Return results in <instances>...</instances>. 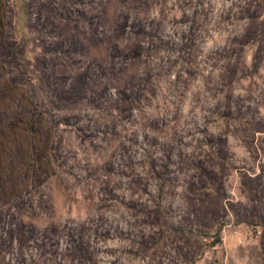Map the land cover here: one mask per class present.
<instances>
[{
    "label": "rangeland",
    "instance_id": "1",
    "mask_svg": "<svg viewBox=\"0 0 264 264\" xmlns=\"http://www.w3.org/2000/svg\"><path fill=\"white\" fill-rule=\"evenodd\" d=\"M0 1L55 171L0 264H264V0Z\"/></svg>",
    "mask_w": 264,
    "mask_h": 264
},
{
    "label": "trees",
    "instance_id": "2",
    "mask_svg": "<svg viewBox=\"0 0 264 264\" xmlns=\"http://www.w3.org/2000/svg\"><path fill=\"white\" fill-rule=\"evenodd\" d=\"M5 15L6 3L0 1V46ZM53 140V127L27 92L9 82L0 61V199L9 201L35 191L54 176L50 159Z\"/></svg>",
    "mask_w": 264,
    "mask_h": 264
}]
</instances>
